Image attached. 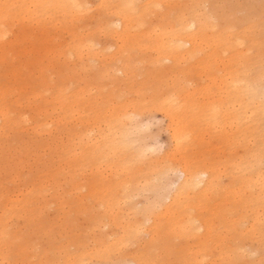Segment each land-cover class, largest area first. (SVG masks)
Instances as JSON below:
<instances>
[{"label":"bare ground","instance_id":"obj_1","mask_svg":"<svg viewBox=\"0 0 264 264\" xmlns=\"http://www.w3.org/2000/svg\"><path fill=\"white\" fill-rule=\"evenodd\" d=\"M263 30L264 0H0V264H264Z\"/></svg>","mask_w":264,"mask_h":264},{"label":"rangeland","instance_id":"obj_2","mask_svg":"<svg viewBox=\"0 0 264 264\" xmlns=\"http://www.w3.org/2000/svg\"><path fill=\"white\" fill-rule=\"evenodd\" d=\"M263 35H264V30L262 31ZM262 89L264 90V85L262 86ZM161 115L160 114H157L156 118H158V124H156V126L158 128H160V130L158 128H154V129H157L158 131H156L157 133H155V136L151 137L152 139L149 138H146L148 140H146V143L148 142L149 144L151 143H157L159 144V146L161 147V150L163 149H166V147L168 146V133L167 131L164 130V126H161V125H165V120L162 118L161 120ZM161 122V123H160ZM157 134V135H156ZM154 140V141H153ZM264 217V212H263V215ZM67 233H63L62 235H59L56 233V237L58 239H60L61 241H66L68 240V237L66 236ZM66 236V237H65ZM246 251H247V254L246 256H242V259L239 260V261H242L244 264H251L252 263V260L256 259L258 257V255L260 254V252L257 250V249H250V248H246ZM74 258H78V255H74ZM238 261V262H239ZM237 262V263H238ZM229 264H236V261L235 260H229L228 261ZM60 264H69L68 262H60ZM216 264H224V262H220V261H217Z\"/></svg>","mask_w":264,"mask_h":264}]
</instances>
